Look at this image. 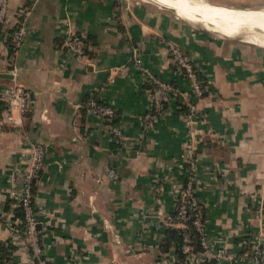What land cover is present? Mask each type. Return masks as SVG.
<instances>
[{
  "label": "crops",
  "instance_id": "crops-1",
  "mask_svg": "<svg viewBox=\"0 0 264 264\" xmlns=\"http://www.w3.org/2000/svg\"><path fill=\"white\" fill-rule=\"evenodd\" d=\"M31 1L7 0L1 32L0 92L20 87L32 95L23 115L0 106L3 263L34 264L12 194L35 144L46 151L34 208L49 264L177 260L174 248L162 250L184 181L188 128L180 95L191 88L169 61V41L211 82L197 103L195 187L211 246L240 257L243 245L264 233V48L198 28L161 4L37 0L12 55L10 35ZM203 1L234 12L240 8L229 9L237 7L232 3L244 0ZM67 31L83 37L84 59L64 46ZM135 56L177 91L148 133L150 85L133 66ZM90 97L114 109L125 141L112 137Z\"/></svg>",
  "mask_w": 264,
  "mask_h": 264
},
{
  "label": "built area",
  "instance_id": "built-area-1",
  "mask_svg": "<svg viewBox=\"0 0 264 264\" xmlns=\"http://www.w3.org/2000/svg\"><path fill=\"white\" fill-rule=\"evenodd\" d=\"M36 2L37 0H32L30 7L23 11L21 15L22 22L14 28L10 35L12 55L16 53L26 34V28L22 23L29 17ZM6 14L7 0H0V49L2 47L1 32L5 26ZM166 45L170 63L183 74L190 83L191 88L190 94L184 93L180 95L187 109L185 124L188 128V143L185 147L186 158L183 165L184 181L175 200L174 219L173 221H169V227L177 228L181 232L179 249L186 255L185 264H264L263 232H260L249 243H246L250 250L240 257H233L215 251L209 242L205 227V217L201 209L202 205L199 202L195 187V176L197 173L195 160L201 141L197 137L194 126L198 117L197 103L204 98L205 93L210 94L211 82L207 79L203 81L202 78L204 76L178 46L171 42H167ZM64 46L78 60L84 59L86 46L83 37L80 35L67 31L64 37ZM133 66L146 78L145 80L150 85V109L143 117V130L147 133L152 132L155 129L157 118L177 94V91L170 83L164 82L152 75L144 68L137 56L133 58ZM31 97L30 91L21 89L20 87H11L0 92V104L4 103L8 112L16 110L19 114L23 115L31 102ZM88 105L97 116L109 123L110 133L116 141H125L121 127L117 123H114L116 114L112 107L99 104L93 97L88 99ZM45 152L43 145H32L29 161L17 176L18 190L12 194L16 199L18 208L22 211L23 220L19 224L22 225L21 232L24 237V246L30 253L34 264H49L42 255L40 231L38 230L39 221L34 208V188L42 174ZM108 177L114 179L117 177V174L113 169H110ZM191 228L198 236L200 250L194 251V239L191 235ZM68 264L75 263L71 261Z\"/></svg>",
  "mask_w": 264,
  "mask_h": 264
},
{
  "label": "bare ground",
  "instance_id": "bare-ground-1",
  "mask_svg": "<svg viewBox=\"0 0 264 264\" xmlns=\"http://www.w3.org/2000/svg\"><path fill=\"white\" fill-rule=\"evenodd\" d=\"M151 1L174 10L188 22L202 24L211 32L229 38L242 37L245 41L264 48L263 9H247L246 11L232 9L234 12H230L224 7L208 5L203 0Z\"/></svg>",
  "mask_w": 264,
  "mask_h": 264
},
{
  "label": "trees",
  "instance_id": "trees-1",
  "mask_svg": "<svg viewBox=\"0 0 264 264\" xmlns=\"http://www.w3.org/2000/svg\"><path fill=\"white\" fill-rule=\"evenodd\" d=\"M13 30H12V32H13ZM9 42H10V39H9ZM9 45L11 47V44H9ZM11 49H12V47H11ZM85 53H86V48H85ZM202 79H203V81H205L206 78L203 77ZM207 95L208 94L205 93L203 97L205 98ZM173 98H175V96ZM0 106H3V104H1ZM180 108L182 111H184L185 114H187V109H186L184 104H182L180 106ZM114 123H117V121L115 120ZM201 209H202V213L204 216L203 206H201ZM174 216H175V213L170 218V221H173ZM15 217L18 218L20 221L23 220V215H22V211L20 208L17 209ZM21 227H22V225L20 226V228ZM190 231H191L192 238L194 239V251L200 250L197 234L194 232V230L192 228L190 229ZM165 238H166V241L163 244L162 253L166 254L167 252H169L170 248H174V252H175V255L177 258V260L175 262H172V263L170 262V263H166V264H185L186 255L183 254L179 249L180 244H181V232H180V230L177 228H172V227L166 228L165 229ZM243 246H244V248H243V251L241 252V255H243L248 250H250L249 246H247V245H243ZM4 253H5V248L3 247V244H0V262H1V264H4L3 260H2V258H3L2 254H4Z\"/></svg>",
  "mask_w": 264,
  "mask_h": 264
},
{
  "label": "rangeland",
  "instance_id": "rangeland-1",
  "mask_svg": "<svg viewBox=\"0 0 264 264\" xmlns=\"http://www.w3.org/2000/svg\"><path fill=\"white\" fill-rule=\"evenodd\" d=\"M127 1L133 2V3H135V2L152 3L153 5H156V6H159V7H163V6L153 2L151 0H127ZM226 4L231 5V3H229V1H226ZM232 4L236 5L237 7H230L229 9H232V8L233 9L240 8L238 10L244 9L242 11H246V9H259V10L263 9L264 10V0H244L241 3L238 2V3H232ZM170 11L172 12V10H170ZM193 25H196L198 28H201V29L206 28L200 23H193ZM237 39L244 40L242 37H239ZM171 43H173V42H171Z\"/></svg>",
  "mask_w": 264,
  "mask_h": 264
},
{
  "label": "water",
  "instance_id": "water-1",
  "mask_svg": "<svg viewBox=\"0 0 264 264\" xmlns=\"http://www.w3.org/2000/svg\"><path fill=\"white\" fill-rule=\"evenodd\" d=\"M3 77H4V78H10V76H9V75H8V76H7V75H5V76H3Z\"/></svg>",
  "mask_w": 264,
  "mask_h": 264
}]
</instances>
